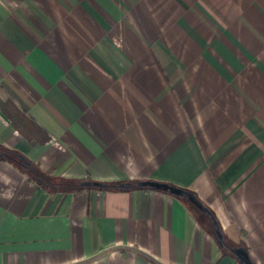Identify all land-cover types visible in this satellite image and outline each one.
I'll return each instance as SVG.
<instances>
[{
	"label": "crops",
	"instance_id": "crops-1",
	"mask_svg": "<svg viewBox=\"0 0 264 264\" xmlns=\"http://www.w3.org/2000/svg\"><path fill=\"white\" fill-rule=\"evenodd\" d=\"M0 145L223 240L0 157V264H264V0H0Z\"/></svg>",
	"mask_w": 264,
	"mask_h": 264
},
{
	"label": "trees",
	"instance_id": "trees-1",
	"mask_svg": "<svg viewBox=\"0 0 264 264\" xmlns=\"http://www.w3.org/2000/svg\"><path fill=\"white\" fill-rule=\"evenodd\" d=\"M0 157L7 159L8 161L12 162L25 172H27L33 179H35L40 185H43L49 190H66L72 189L76 187H96L101 189H112V188H123V187H152L146 183L148 178H131V179H119V180H105V179H97L92 178L90 176L84 177H70V176H63V175H49L43 173L36 163H34L31 159H29L24 153L19 151L18 149L11 148V147H4L0 145ZM166 182V181H165ZM167 184L174 185L178 189H185L190 191L194 199L201 202L196 195L189 189L178 186L171 182H166ZM181 195L182 197H186L184 194L176 193ZM188 199V198H187ZM196 205L194 200H190ZM203 211L208 215L211 219L213 226H214V233L217 238L222 237V231L220 226L213 215V212L205 205ZM212 215L213 217H211ZM222 252H225V249L222 248ZM231 253L237 258L240 264L243 262L238 258L234 251Z\"/></svg>",
	"mask_w": 264,
	"mask_h": 264
},
{
	"label": "water",
	"instance_id": "water-1",
	"mask_svg": "<svg viewBox=\"0 0 264 264\" xmlns=\"http://www.w3.org/2000/svg\"><path fill=\"white\" fill-rule=\"evenodd\" d=\"M1 152V151H0ZM147 184H149L152 187H158V188H162V189H167L171 192H175V193H180V194H184L186 195V197L189 200H194L196 202V205L201 208L202 210L206 209L205 205L202 202H199L197 200L194 199L193 194L185 189H178L176 188L174 185L171 184H167L165 181H158L155 179H148L146 181ZM211 217H213L212 215H210ZM219 243H222L223 240L222 238H218ZM231 249L234 251V253H236V255L238 256V258L243 262V264H255L250 257L248 256L246 250L244 247L242 246H238V247H231Z\"/></svg>",
	"mask_w": 264,
	"mask_h": 264
},
{
	"label": "rangeland",
	"instance_id": "rangeland-1",
	"mask_svg": "<svg viewBox=\"0 0 264 264\" xmlns=\"http://www.w3.org/2000/svg\"><path fill=\"white\" fill-rule=\"evenodd\" d=\"M231 243H234L233 241H231ZM235 244V243H234Z\"/></svg>",
	"mask_w": 264,
	"mask_h": 264
}]
</instances>
